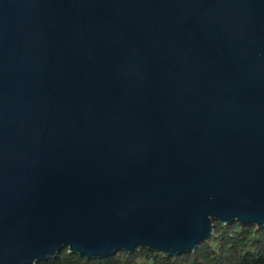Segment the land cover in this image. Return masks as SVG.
I'll use <instances>...</instances> for the list:
<instances>
[{"label":"water","instance_id":"95a60500","mask_svg":"<svg viewBox=\"0 0 264 264\" xmlns=\"http://www.w3.org/2000/svg\"><path fill=\"white\" fill-rule=\"evenodd\" d=\"M213 221L264 227V0H0V264Z\"/></svg>","mask_w":264,"mask_h":264},{"label":"trees","instance_id":"16d2710c","mask_svg":"<svg viewBox=\"0 0 264 264\" xmlns=\"http://www.w3.org/2000/svg\"><path fill=\"white\" fill-rule=\"evenodd\" d=\"M36 264H264V227L212 222L211 238L192 252L167 256L141 248L100 259H85L61 249L54 258Z\"/></svg>","mask_w":264,"mask_h":264}]
</instances>
